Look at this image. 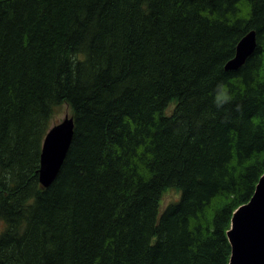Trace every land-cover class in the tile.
Here are the masks:
<instances>
[{
    "label": "trees",
    "instance_id": "16d2710c",
    "mask_svg": "<svg viewBox=\"0 0 264 264\" xmlns=\"http://www.w3.org/2000/svg\"><path fill=\"white\" fill-rule=\"evenodd\" d=\"M263 70L264 0H0V264H228L264 172ZM64 103L75 135L44 188Z\"/></svg>",
    "mask_w": 264,
    "mask_h": 264
},
{
    "label": "water",
    "instance_id": "95a60500",
    "mask_svg": "<svg viewBox=\"0 0 264 264\" xmlns=\"http://www.w3.org/2000/svg\"><path fill=\"white\" fill-rule=\"evenodd\" d=\"M258 45L257 34L255 31L249 32L238 43L235 55L226 63V70L239 69L242 67L248 57L253 54ZM68 124V125H66ZM65 125L67 131H61L60 141L53 140L54 133L59 130L58 127ZM53 135L52 137H50ZM75 135L74 119L66 116L62 122L51 127L44 138L41 165L38 170L39 180L41 185L46 188L49 187L57 178L68 151L71 147L73 137ZM50 137V138H49ZM59 144V145H58ZM55 153L58 154L57 159L54 157ZM260 217L254 222L253 227L257 230H264V173L260 177L254 194L250 200L239 206L232 216V229L227 232L229 242L232 247L231 257L229 264H257L258 254L263 250L264 244H259L257 250L251 247L252 226H250V215L254 214V218ZM234 234H238V238ZM242 237L241 240H239ZM243 236H245L243 238ZM260 264H264L261 262Z\"/></svg>",
    "mask_w": 264,
    "mask_h": 264
},
{
    "label": "rangeland",
    "instance_id": "374dc122",
    "mask_svg": "<svg viewBox=\"0 0 264 264\" xmlns=\"http://www.w3.org/2000/svg\"><path fill=\"white\" fill-rule=\"evenodd\" d=\"M263 74H264V70H263ZM112 75L113 76L117 75V72L112 73ZM128 88H130L129 85H128ZM191 102L192 101H190V103ZM173 107H174V103H172L170 105L168 111L170 112ZM67 115L69 117H71V115H72L71 114V108L68 104L64 103V104L57 106L54 110L53 115H51V118L49 120L48 129H50L52 126L59 124L60 121H62ZM66 125H68V124H66ZM200 125H202V123ZM179 197H180V194L178 191L167 192L161 199L160 211H161V209L164 210L168 205L177 202ZM253 225H254V223H253ZM253 225H252V235H251V244L250 245L254 249V252H255V250L258 251L257 246L259 244H262V243L264 244V230L263 231L257 230L256 228L253 227ZM6 227H7L6 223L2 219H0V235L5 231ZM244 237L245 236H243V238ZM226 238H227V240H229L227 235H226ZM241 239H242V237H241ZM241 239L239 236V240H241ZM261 262H264L263 250L258 254L257 264H260Z\"/></svg>",
    "mask_w": 264,
    "mask_h": 264
},
{
    "label": "bare ground",
    "instance_id": "6f19581e",
    "mask_svg": "<svg viewBox=\"0 0 264 264\" xmlns=\"http://www.w3.org/2000/svg\"><path fill=\"white\" fill-rule=\"evenodd\" d=\"M61 122V121H60ZM56 124V123H55ZM54 124V125H55ZM58 129L59 130H57L55 133H54V136L53 135H51L50 137H52L53 136V140L55 141V142H59L60 141V133H61V131H67V129H66V126L65 125H62V126H59L58 127ZM49 137V138H50ZM59 145V144H58ZM54 157L57 159V157H58V154L57 153H55V155H54ZM254 214L255 213H251V215H250V226H252L253 225V223L260 217V212L258 213V216L257 217H255L254 218ZM231 221H232V219H231ZM230 227H231V225H230ZM235 235V237L236 238H238V234L236 235V234H234Z\"/></svg>",
    "mask_w": 264,
    "mask_h": 264
},
{
    "label": "clouds",
    "instance_id": "9594fccd",
    "mask_svg": "<svg viewBox=\"0 0 264 264\" xmlns=\"http://www.w3.org/2000/svg\"><path fill=\"white\" fill-rule=\"evenodd\" d=\"M221 99H226V97H224V96H218L217 97V102H219Z\"/></svg>",
    "mask_w": 264,
    "mask_h": 264
}]
</instances>
